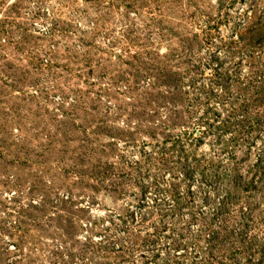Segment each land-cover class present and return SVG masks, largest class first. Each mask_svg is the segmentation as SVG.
I'll return each instance as SVG.
<instances>
[{
    "label": "rangeland",
    "instance_id": "374dc122",
    "mask_svg": "<svg viewBox=\"0 0 264 264\" xmlns=\"http://www.w3.org/2000/svg\"><path fill=\"white\" fill-rule=\"evenodd\" d=\"M0 264H264V0H0Z\"/></svg>",
    "mask_w": 264,
    "mask_h": 264
}]
</instances>
